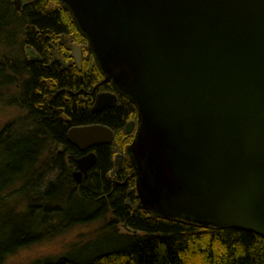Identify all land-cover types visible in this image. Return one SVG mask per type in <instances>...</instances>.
<instances>
[{"label": "water", "instance_id": "water-1", "mask_svg": "<svg viewBox=\"0 0 264 264\" xmlns=\"http://www.w3.org/2000/svg\"><path fill=\"white\" fill-rule=\"evenodd\" d=\"M57 1L115 91L97 94L93 112L118 96L135 107L125 133L136 127L126 155L137 209L264 239V0ZM72 58L79 68V48ZM66 140L84 153L81 185L113 132L77 127Z\"/></svg>", "mask_w": 264, "mask_h": 264}, {"label": "trees", "instance_id": "trees-1", "mask_svg": "<svg viewBox=\"0 0 264 264\" xmlns=\"http://www.w3.org/2000/svg\"><path fill=\"white\" fill-rule=\"evenodd\" d=\"M72 31L57 0H31L19 12L12 0H0V102L22 114L0 129V264L94 224L107 246L96 256L42 264H264V239L254 233L153 217L137 209L130 170L111 178L136 110L118 96L113 108L93 112L98 66L72 63L60 44ZM52 47L64 52L62 62L52 63ZM93 125L109 128L113 140L93 149L96 162L77 185L72 174L84 153L66 137Z\"/></svg>", "mask_w": 264, "mask_h": 264}, {"label": "rangeland", "instance_id": "rangeland-1", "mask_svg": "<svg viewBox=\"0 0 264 264\" xmlns=\"http://www.w3.org/2000/svg\"><path fill=\"white\" fill-rule=\"evenodd\" d=\"M31 0H12L13 4L14 2H17L19 6V11L21 8H23L24 5H26ZM60 4V3H59ZM61 6V5H60ZM15 7V6H14ZM18 11V12H19ZM67 11V10H66ZM68 12V11H67ZM69 13V12H68ZM70 15V13H69ZM71 21L73 22V19L70 15ZM74 24V22H73ZM75 26V24H74ZM76 28V26H75ZM83 38V39H81ZM85 41V42H84ZM60 44L63 47L64 50L69 52V55L72 59V63L75 64L74 59L72 58V48L77 47L80 50V65L79 69H81L82 63L83 66H87L88 69H94L96 67V62L94 61V58L92 54L88 50V42L87 40L79 33L78 29L76 28L75 32H71L70 35L62 36L60 40ZM28 56L38 59L36 55L31 54L28 50L26 51ZM64 52L60 51L58 53L54 47H52L51 51V59L53 60L52 63L59 61L62 62ZM62 58V59H61ZM76 65V64H75ZM65 67V66H64ZM97 68V67H96ZM98 69V77H99V83H98V94L99 90H101V84L110 86V90L108 93L115 94L114 89L111 86V82H105V77L100 72V69ZM100 73V74H99ZM118 98V97H117ZM94 103V98H93ZM117 103V102H116ZM22 115L19 111H17L15 108H7L0 102V129L8 123L10 120ZM132 122H137V117ZM127 135V134H126ZM129 137L128 143L125 144L123 140H120L119 142L125 145H122L123 153L116 154L114 157V171L110 173V176L112 179H114L116 173L118 172L117 167L115 166L116 163V157L124 155L125 159L123 160V168H126L131 171V177L133 174V169L130 166L129 158L126 155V149L131 145V143L134 140V135H127ZM121 169V170H122ZM120 170V171H121ZM134 178V177H133ZM149 214V213H147ZM151 215V214H149ZM104 243L101 242L100 236L98 235V225L94 224L92 226L86 227V228H78L67 235H64L62 237L56 238L50 242L42 243L35 245L27 250H22L12 258H10L5 264H42L46 261H57L62 256H68L72 259L77 260H84L85 258L94 257L98 254V252L104 248H106Z\"/></svg>", "mask_w": 264, "mask_h": 264}, {"label": "bare ground", "instance_id": "bare-ground-1", "mask_svg": "<svg viewBox=\"0 0 264 264\" xmlns=\"http://www.w3.org/2000/svg\"><path fill=\"white\" fill-rule=\"evenodd\" d=\"M101 85H104V84H101ZM103 92H104V91H103ZM104 93H108V91H105ZM96 95H97V94H96ZM96 95H95V96H96ZM95 96H94V98H95ZM135 131H136V127H135L134 132H133L131 135H134ZM60 151H63V148H62Z\"/></svg>", "mask_w": 264, "mask_h": 264}, {"label": "flooded vegetation", "instance_id": "flooded-vegetation-1", "mask_svg": "<svg viewBox=\"0 0 264 264\" xmlns=\"http://www.w3.org/2000/svg\"><path fill=\"white\" fill-rule=\"evenodd\" d=\"M92 95V94H91ZM89 99H91V97H88ZM117 100H118V98H117ZM95 154V153H94Z\"/></svg>", "mask_w": 264, "mask_h": 264}]
</instances>
